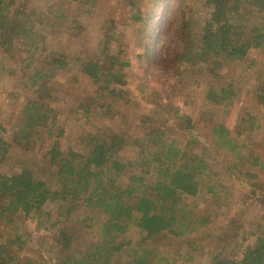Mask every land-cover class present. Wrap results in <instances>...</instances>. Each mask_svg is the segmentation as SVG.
Listing matches in <instances>:
<instances>
[{
	"label": "rangeland",
	"instance_id": "obj_1",
	"mask_svg": "<svg viewBox=\"0 0 264 264\" xmlns=\"http://www.w3.org/2000/svg\"><path fill=\"white\" fill-rule=\"evenodd\" d=\"M58 1L14 0L15 6L26 3V16L22 19L27 28L40 35L43 47L34 54L37 62H50L53 56H80L107 68L101 61L100 47L110 32L114 38L110 53L126 63L125 85L121 87L125 99L112 103L98 96L97 87L88 77L74 78L72 72H58L49 84L53 88L49 106L56 113L54 124L50 129L37 128L39 138L22 142L16 127L24 106L34 95L25 86L28 75L23 76L20 71V53L16 52L11 61L0 55V137L10 145L1 173L13 175L29 168L36 178L45 180L49 174L46 154L55 141L63 150L87 155L93 142L103 141L108 130L129 139L119 152V161L136 163L150 153L144 138L134 143L141 129L162 131L164 140H173L183 148L189 119L199 122L203 133L208 131L209 124L224 125L239 150L252 152L264 164V104L258 102V87H264V48L250 49L243 61L224 65L215 78L207 72H196L198 65L181 56L187 46L193 50L197 46L209 16L205 0H96L91 13L71 4L62 29L39 26L36 17L49 23ZM211 83L215 90L218 86L236 88L237 98L229 105H213L206 98ZM145 119L153 122L142 124ZM216 151L206 153L208 171L198 177L197 195L181 197L186 204V223L192 222L189 228L194 226L196 230H185L177 237L162 233L153 241H143L145 233L129 221L119 238L126 245L114 254L113 264H132L134 255L141 251L150 253L148 264H210L212 253L224 245L217 241L220 230L231 219H236V243L255 230L253 224L264 217V200L244 202V192L231 178L233 171L229 165L233 159L224 150ZM131 170L126 169L125 174ZM239 170L240 174L249 171L257 175L264 185V168L247 165ZM78 205L72 215L81 211ZM43 211L49 216L38 218L32 214L20 218L10 230L26 241L22 255H41L48 264H56L51 235L64 227L67 211L62 203L53 201L44 205ZM201 221L208 223L201 226ZM253 239L251 236L245 243ZM227 244L226 251L231 255L234 244ZM189 256L191 260L187 259Z\"/></svg>",
	"mask_w": 264,
	"mask_h": 264
},
{
	"label": "trees",
	"instance_id": "obj_2",
	"mask_svg": "<svg viewBox=\"0 0 264 264\" xmlns=\"http://www.w3.org/2000/svg\"><path fill=\"white\" fill-rule=\"evenodd\" d=\"M71 4L91 13L96 0H59L49 23L38 17L35 20L41 27L62 29ZM204 6L209 8V16L197 46L194 50L187 46L181 54L198 65L196 72L219 77L218 71L224 65L243 61L250 49L264 48V0H205ZM22 16H26V3L15 6L14 0H0V55L11 61L16 52L20 53V71L23 76L28 75L25 86L34 95L24 106L16 127L20 141L39 138L37 128L50 129L54 124L56 113L49 106L53 88L49 84L58 72H72L74 78L88 77L97 87L98 96L112 103L125 99L121 87L125 85L126 63L110 53V43L114 40L110 32L100 47V58L107 68L80 56H53L50 62H37L34 54L43 47L40 35L26 27ZM258 88L261 91L258 102L264 104V87ZM236 91L232 86H218L215 90L211 83L206 98L216 106L229 105L237 98ZM148 121L153 122L152 119L141 122ZM207 128L203 133L199 122L189 119L183 148L177 147L173 140H164V132L143 128L134 143L144 138L150 153L136 163L119 161V152L129 139L108 130L103 141L93 142L87 155L63 150L55 141L46 154L49 174L45 180L36 178L29 168L13 175L0 172V264H48L41 255H22L26 241L21 235L11 233L10 228L18 219L32 214L38 218L49 216L43 207L51 201L62 203L67 211L64 227L51 235L56 264H113L114 254L126 245L119 238L129 221L145 233L143 241H153L162 233L177 237L185 230L193 232L196 228H189L192 222L186 223V204L181 197L197 195L198 177L208 171L206 153L216 154L219 149L233 159L229 165L233 171L231 178L244 192V202L263 201L264 185L257 175L249 171L240 174L239 170L247 165L263 170L260 157L239 150L240 146L224 125L209 124ZM9 148V143L0 137V167ZM213 157L223 162L219 156ZM128 168L132 172L126 175ZM76 204L81 211L72 215ZM198 223L206 226L208 222ZM253 227L255 230L246 237L244 234L240 243H236V219H231L220 230L217 241L224 245L212 253L210 264H264V217ZM251 236L254 239L245 243ZM227 242L234 244L231 255L226 251ZM235 248L239 250L236 252ZM149 254L141 251L134 255L132 264H148Z\"/></svg>",
	"mask_w": 264,
	"mask_h": 264
}]
</instances>
